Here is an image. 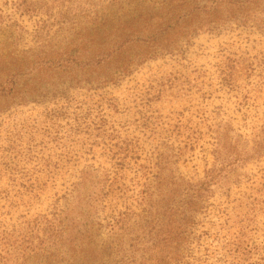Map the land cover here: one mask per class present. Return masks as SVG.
I'll return each instance as SVG.
<instances>
[{
    "label": "rangeland",
    "instance_id": "obj_1",
    "mask_svg": "<svg viewBox=\"0 0 264 264\" xmlns=\"http://www.w3.org/2000/svg\"><path fill=\"white\" fill-rule=\"evenodd\" d=\"M24 3L37 9L38 3H48L52 14L80 4L91 8L93 16L128 9L126 0H0V52L36 50L64 27L50 26L52 20L38 11L25 12ZM66 36L63 31L55 39ZM65 89L0 114V250L8 258L0 264H38V242L53 206L66 208L75 201L71 182L88 168L112 171L115 161L102 145L95 147V155H83L75 168L64 164L76 149L68 138L76 114L90 112L102 120L105 132L114 135L112 142L108 136V146L137 147L142 159L129 166L128 181L137 176L140 163L150 164L145 159L168 149L176 154L178 174L199 183L215 161L217 129H228L232 139L251 150L264 129V12L246 23L200 33L180 50L159 54L97 92ZM192 133L196 140L188 143ZM56 136L64 140L53 142ZM82 144L77 142L84 153L87 145ZM63 154L61 164L68 171L61 176L55 166ZM124 199L112 195L98 206L94 218L103 246L116 239L109 224ZM201 203L184 229L182 259L172 264H264V154L210 187ZM127 205L136 215L144 213L135 202ZM3 232L11 242L5 249Z\"/></svg>",
    "mask_w": 264,
    "mask_h": 264
},
{
    "label": "trees",
    "instance_id": "obj_2",
    "mask_svg": "<svg viewBox=\"0 0 264 264\" xmlns=\"http://www.w3.org/2000/svg\"><path fill=\"white\" fill-rule=\"evenodd\" d=\"M23 5L25 12L38 11L52 20L50 26L64 27H58L54 38L47 36L36 50L22 54L0 52V114L42 97L56 96L65 88L97 92L124 80L137 66L159 54L180 50L200 33L232 22L246 23L264 12V0H126L125 12L103 16H93L91 8L81 4L55 14L48 3H38V9L34 4ZM43 26L45 32L47 20ZM63 31L69 36L55 39ZM90 114H76L70 124L68 138L76 149L64 164L75 168L83 155L93 154L100 145L108 147L106 154L115 164L112 171L82 170L71 182L69 188L76 195L75 201L66 208L53 206L49 224L43 229L44 237L38 242V264H134L136 259L137 264L178 262L182 259L180 246L186 239L184 229L191 223L192 212L201 207L207 190L264 154V129L251 150L232 139L228 129H217L215 161L199 183L187 182L178 174L176 154L168 149L145 159L150 164L140 163L137 176L128 181L129 166L142 159L135 153L137 147L129 143L108 146V136L112 142L114 135L107 134L102 120L98 122ZM194 135L189 136L188 143H194ZM63 140L56 136L53 142ZM78 141L87 145L84 153ZM64 156L60 155L55 166L61 176L68 171L61 164ZM49 167L45 163L44 168ZM112 195L125 199L115 207L110 219V230L116 239L103 246L98 239L101 226L94 217L101 202ZM131 202L142 207L144 213L134 214L127 205ZM133 217L139 223L132 224ZM2 235L4 249L9 248V234ZM22 241L27 243L25 238ZM3 252L0 250V261L7 262Z\"/></svg>",
    "mask_w": 264,
    "mask_h": 264
}]
</instances>
